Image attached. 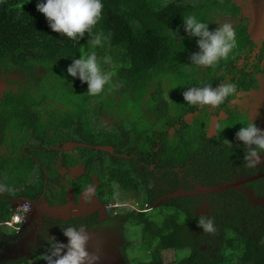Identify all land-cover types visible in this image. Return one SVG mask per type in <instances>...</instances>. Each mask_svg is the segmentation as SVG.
<instances>
[{"label": "trees", "instance_id": "trees-1", "mask_svg": "<svg viewBox=\"0 0 264 264\" xmlns=\"http://www.w3.org/2000/svg\"><path fill=\"white\" fill-rule=\"evenodd\" d=\"M37 2L0 0V73L6 82L7 72L22 76L17 90L0 94V149L6 148L0 153V243L11 241L20 227L1 228L8 226L3 222L11 218L19 196L31 201L41 196L57 207L68 203L67 186L55 179L58 170L53 168L63 155L62 166H75L78 161L85 166L84 174L70 181L75 196L91 184L90 174H96L97 186L85 202L107 207L108 218L93 226L119 223L118 235L128 245L131 264H264V175L256 177L264 173V163L245 167L246 149L235 133L249 117L246 111L228 107L242 97L247 105L257 104L249 102L256 91H263L264 73L262 68L247 71L251 66L244 54L258 45L256 52L262 48V58L264 40L254 43V37L238 25L237 46L229 57L212 67H197L190 65V56L198 51L196 38H189L182 26V18L188 15L209 22L210 29L230 24L223 17L239 13L241 7L231 0H201L199 5L189 0H103L97 25L82 39L72 40L51 31L36 10ZM95 36L102 44L94 48ZM92 51L117 80L110 79L99 96L86 94L87 85L66 72L72 59ZM224 82L236 84L237 92L215 108L183 101L188 87ZM118 84L122 89H116ZM116 91L119 99L113 97ZM256 109L250 107L253 113ZM195 110L199 111L193 122L185 123L184 115ZM102 114L114 120L105 129L98 125ZM180 123L170 136L166 128ZM63 140L91 147L77 146L79 159L65 152L56 155L53 147ZM100 145H112L113 153L96 150ZM30 146L36 148L35 154L27 151ZM145 155L144 163L135 167L132 158ZM150 157L158 161L153 169L148 167L154 161ZM5 163L18 165L10 170L13 183L1 179ZM35 166L36 181L26 184L24 172ZM159 175L164 183H157ZM252 176L237 186L212 190ZM179 184L191 192L194 188L212 191L175 196ZM127 199L135 206H122ZM202 203L207 211L198 208ZM201 215L213 219L214 233L197 227ZM126 227L138 234L130 243L123 234ZM128 249L140 257H130ZM166 250L175 251L176 258L165 262L162 251ZM45 251L11 257L2 244L0 264H43L40 255Z\"/></svg>", "mask_w": 264, "mask_h": 264}, {"label": "clouds", "instance_id": "clouds-1", "mask_svg": "<svg viewBox=\"0 0 264 264\" xmlns=\"http://www.w3.org/2000/svg\"><path fill=\"white\" fill-rule=\"evenodd\" d=\"M103 8V0H38L36 4V10L43 14L51 31L72 40L82 39L85 33L90 32L97 25L102 17ZM182 26L189 38H196L198 47V51L190 56V65L212 67L220 60L227 59L237 46L235 33L228 23L210 29L209 22L198 19L195 15H188L182 18ZM171 32L174 37L178 36V32ZM91 43L95 48L100 46L102 41L99 36H95ZM66 72L68 76L79 79L82 84L87 85L86 94L89 96L101 95L106 85L110 84L111 75L101 68L95 51L80 55L78 59H72ZM236 92V84L224 82L215 87L211 84L188 87L182 96L183 101L189 105H207L215 108L234 96ZM165 95L168 98V93ZM235 139L242 142L246 149L243 152L245 167L251 169L264 163L262 159L264 129L259 128L251 118L241 124L235 133ZM227 143L229 147H232L229 141ZM25 203L28 204V209L21 216L22 213L19 212L18 207ZM84 204L90 206L86 202ZM30 205L31 201L24 199L21 200V205L13 204L14 213L8 221L3 223L8 227H15L24 224L27 219L32 222L34 217L30 214L32 210ZM196 224L204 233L216 231L215 223L208 215H201L196 220ZM61 231L67 238V243H60L54 238H49L47 250L40 255L45 264H97L98 256L88 251L89 233L83 227L67 226Z\"/></svg>", "mask_w": 264, "mask_h": 264}, {"label": "flooded vegetation", "instance_id": "flooded-vegetation-1", "mask_svg": "<svg viewBox=\"0 0 264 264\" xmlns=\"http://www.w3.org/2000/svg\"><path fill=\"white\" fill-rule=\"evenodd\" d=\"M231 1L234 4L236 3L237 5H239L236 0H231ZM240 10H242V9L240 8ZM225 15L226 16H224L223 19H225L226 22L229 21L230 25L234 29L233 30L234 32H236V31L238 32L239 29L238 28H237L238 30L235 29L238 25L242 26V28H244L246 32L247 31L249 32L250 29L255 28V25L251 24V27L249 29L248 23L246 21V20H248V18L244 17V16H240L241 15L240 13H237V14L226 13ZM261 25L264 26V21H263V23L261 22ZM255 31H257V30H255ZM250 35L253 36L252 33H250ZM259 37H262V36H259ZM263 45H264V43H263ZM260 46H262V44ZM257 47H258V45H254L253 48H250V50L248 51L247 54H244L245 59H246L245 61L249 64V67L251 66L250 68L246 67V70L251 71L252 67H253V69H256L257 71L260 70V72H261V68H262L263 73H264V55L262 58H260V54L262 53L263 49L261 48L260 52L257 53L256 52ZM13 75H17V76H15L16 79H13ZM259 75L262 76V73H260ZM5 76H8V78H7L8 87L9 88H16V90H17L18 83L21 82L22 76L19 75L18 73H16V71L7 72V74H5ZM263 76H264V74H263ZM9 81H15V82L9 83ZM258 89H256V90H258ZM249 91H247V92H249ZM258 91H256V92L260 93ZM116 95H118V97L116 99H119V96H120L119 93H117ZM244 98L245 97H242L240 99H236L237 101H235V102L231 101L230 104L228 105V107L233 108V109H235V108L240 109L239 111H242V112L246 111L248 117L253 119V121L255 123H257V125H258V121L264 120V92H262V94H257L256 98L255 97L251 98L253 101L251 100L249 103L257 102V104H255V105L254 104L253 105L252 104L247 105L245 102L243 103ZM256 106H257V109H256L257 111L255 110L256 113H253V111L251 112L250 107L254 108ZM198 111L195 110V111H191L189 113H186L183 117L184 122L185 123L190 122V121L193 122V117ZM187 117H190V118H187ZM101 118H108L107 121L112 120L113 121L112 123H114L113 119L109 118L108 116H106L104 114L101 115ZM180 126H181V123L178 124L177 126L175 125L171 129V125H169L166 129H167V132L169 133V135L172 136L173 131L176 128H179ZM66 144H69V146L72 145V148L71 149H65ZM81 144L87 145L85 143H79V142H76L74 140H72V141H64L63 140V141H59L53 148L56 151V155L60 154L61 152H65V153H69L70 155H73L74 157L79 159L80 154L78 153L77 146H79ZM87 146H90V145H87ZM110 146L112 147V151L108 152V153L112 154L113 153V146L112 145H110ZM96 150H98V149H96ZM100 151H105V150H100ZM105 152H107V151H105ZM145 157H146V155L143 158H138L137 156L132 158L134 166L140 167L141 164L144 163L141 160H143ZM62 158H63V155L58 156L57 161L54 162L53 168H56L58 170V176H59L55 179L58 180V178H60L61 183L65 184L67 186V195H66L67 199L72 198L76 205H81L82 194L88 190H91V193H92L93 192L92 190H94L97 186L98 181L95 179L96 174H94V173L90 174V177L92 179L91 184L84 187L82 190H80L78 192L79 194L77 196H75V194H74L75 189L72 187L70 181L77 179L79 176H82L85 172V166L80 161H78L75 166H70V167L62 166L63 165V163L61 161ZM150 159H153V158L150 157ZM156 164H158V161H156V160L150 161V163H148V167L150 169H153L156 166ZM39 165L41 167H45L42 164H39ZM80 166L82 167L81 172H79V174H77V176H75V177L71 176L69 179H67V176L70 174L69 169L70 168L74 169L77 167L80 168ZM62 170H66V171L64 173H62ZM159 177H160V175L156 178L157 183L158 184L164 183V181L161 179V177L160 178ZM188 180H189L190 184L193 183V180H190V179H188ZM216 181L219 182L220 184L222 183L220 181V179H217ZM194 184L196 185L197 183H194ZM201 189H203V188H201ZM192 190H194L195 192L193 193V192H191V190L189 191L188 189H186L182 184H179L176 186L174 193H175V196H182V195H188V194H195L198 192H200V193L206 192V191H199L200 189L197 190L195 188ZM174 193H173V195H174ZM86 197L87 196L85 195V198ZM24 200H27L29 202L31 201V200L26 199V198H24ZM88 200H89V204H91V202H90L91 199L87 198L86 201H88ZM43 202L45 203V205L54 206V205H50L53 203V201H48L44 197H41V196L37 199L32 200L31 205H30V209H32V210L30 211V214L34 217L33 221L29 222V220L27 219V221L24 224H22L16 230L15 234L13 236H11V238H10L11 241L9 240L8 242H6L7 246H8V254L11 257L24 256L26 254H30V253H34V252L38 253L39 250H42V252L45 251L48 247V242H49L48 239L49 238H54L56 241H58L60 243H67V238L62 234L61 229H63L64 227H67V226H74L77 228L83 227L89 233V236L90 235L94 236V234H95V237L93 239L94 242H91L92 244H94V251L91 249V247H88V251L90 253L98 256L97 264H131L130 258L127 257V255H126L127 249L125 247L122 248L125 244H123L121 242V239H120L121 246L117 247V245L119 243V240L117 239V233L113 237L109 234L112 232V227H111L113 225L112 223H111V225L96 224V226L94 228L93 222L99 223L101 220L108 218L107 217L108 213L106 214L103 208H95L96 210L94 212L91 211L90 214H86V215H79V216H75V217L68 216L69 218L72 219V221L69 222V224H60L61 222H59L57 220L58 218L50 217L46 214V212H47L46 210H42ZM157 202H161V201L157 200ZM35 204H38V206H36ZM203 204L204 203L199 205L200 207H198V208L202 211H207V208L203 207ZM98 205H100V204H98ZM103 207H105V206H103ZM99 211H102L104 213L103 218L99 217ZM38 214H41L40 219H38V216H40ZM55 220H57L59 223H56ZM106 227H108V228L104 229L105 230L104 232L98 233L103 228H106ZM102 234L105 236L102 237L101 239H99V236ZM118 234H119V230H118ZM91 240L92 239H89V241H91ZM2 242L3 243H0V246L2 244L4 246H6L5 241H2Z\"/></svg>", "mask_w": 264, "mask_h": 264}, {"label": "rangeland", "instance_id": "rangeland-1", "mask_svg": "<svg viewBox=\"0 0 264 264\" xmlns=\"http://www.w3.org/2000/svg\"><path fill=\"white\" fill-rule=\"evenodd\" d=\"M190 1V3H193V4H195V5H199V3H201V0H189ZM237 2H238V4L241 6V9H242V15H240V16H244V17H247L248 18V20H246L247 21V23H248V27H249V29H250V27H251V24H252V21L255 19H257V17L259 16V14L258 13H261L260 11H261V7L260 6H262L263 7V5H264V0H236ZM202 12V11H201ZM222 19V17L221 18H218V20H221ZM233 29V28H232ZM251 31H252V29H250ZM254 34V33H253ZM252 34V35H253ZM254 36V35H253ZM254 37H257V36H254ZM259 38V37H258ZM262 38V37H261ZM261 38H259V40L261 39ZM107 66H105V67H102L101 66V68L104 70V71H106L107 73H109L108 72V69L106 68ZM40 72H42V71H40ZM112 79V81L113 82H116L117 83V80H115L114 78H111ZM122 89V87H121V85L120 84H118L117 85V88L116 89ZM7 89H9V87H8V83L6 82V80H5V77H4V75H1V73H0V94L2 93V92H4L5 90H7ZM261 89L263 90V91H259L260 93H255V94H253V98L255 97H257V94H262V92H264V81L262 82V87H261ZM118 92L116 91L115 93H113L112 92V94H113V97H115V98H117L118 97V95H116ZM255 105V104H254ZM45 118H47V116L46 115H44V119ZM108 120V118H101V121H98V125H99V127L100 128H102V129H105V128H108L109 127V125H111V123L113 122L112 120H110V121H107ZM214 120V117H212V121ZM38 124V123H37ZM45 125H46V119L44 120V124H42V126L43 127H45ZM258 126H259V128H261V129H264V120H260V121H258ZM34 129H36V125H34L33 127H32V130H34ZM46 131V130H45ZM211 131H213V129L211 130ZM43 134V133H42ZM43 137H47V139L48 140H50L51 138H50V136H47V135H42ZM72 148V145H70L69 146V144H66L65 145V149H71ZM5 150H6V148H1L0 149V153L1 154H4V153H2V152H5ZM27 151H30V152H32L33 154H35L36 153V148L35 147H29V148H27ZM42 157H45V158H48V155H43ZM262 159H264V157H262ZM259 165H261V164H259ZM4 168L5 169H3V171L5 172V176H2L1 177V179L2 178H4L8 183H13L14 181H16L15 180V177H14V174L10 171L11 169H15L16 167H18V165L17 164H15V163H12V164H10V163H5L4 165ZM33 169H31L28 173L27 172H24V177H23V179L22 180H24V182L26 183V184H31L33 181H36L35 179H34V175L36 174V173H38L37 171H38V168H37V166H35V167H32ZM81 170H82V167L80 166V168L79 167H77V168H70L69 169V172H70V174L67 176V179H69L71 176H73V177H75V176H77V174H79V172H81ZM66 170H62V173H64ZM27 173V174H26ZM22 177H20V179H21ZM68 181V180H67ZM239 182H242V180L241 181H238V183ZM205 189H208V188H205ZM205 189H200L199 191H206ZM220 188H216L215 190H219ZM212 191V190H211ZM214 191V190H213ZM194 193V192H193ZM0 195H2V194H0ZM85 195L86 196H88V195H91V190H88V191H86L85 193H83L82 194V198H81V205H76L75 203H74V200L72 199V198H70V200L68 201L69 203H68V205L66 206V205H64V206H61V207H57V205H54V206H48V205H45V203L43 202V208H42V210H46L47 212H46V214L48 215V216H50V217H56V218H60V219H68L69 217L68 216H70V217H75V215H73L74 213L75 214H77L76 216H79V215H86V214H90V212L92 211V212H94L96 209H94V208H91V207H96V208H103L104 209V211H105V213L107 214V212H108V208L107 207H103L102 205H98V204H96V205H90V206H87V205H85L84 203H85ZM23 196H19L18 198H16V202L14 203L15 205H21V200L23 201ZM9 202V201H8ZM36 206H38V204H35ZM126 205V206H125ZM122 206H125V207H128V206H131V207H134L135 205H134V203L133 202H131V200H129V199H127L126 201H125V203H123L122 204ZM10 207H11V205H10ZM109 207H112V205H110ZM102 210V209H101ZM202 211V210H201ZM38 215H40V216H38V219H40L41 218V214H38ZM150 216L152 215V214H149ZM99 217L100 218H103L104 217V213L102 212V211H99ZM112 232L111 233H109L112 237L113 236H115L116 235V233H117V239L119 240V243H118V245H117V247H119V246H121V243H120V238H119V236H118V230H119V223H115V224H113L112 226ZM1 228L2 229H4V228H7V229H9V227L8 226H5V225H1ZM108 227H106V228H103L100 232H98V233H101V232H104L105 230L104 229H107ZM6 230V229H5ZM5 230H3L4 232H5ZM123 234L125 235V237L127 238V240L129 241V243H130V240L129 239H133L134 237H137L138 236V234L137 233H135L134 232V230L133 229H130V228H127L126 227V229H124L123 230ZM105 235H100L99 236V239H101L102 237H104ZM94 237H95V234H94V236L93 235H90L89 236V239H92L91 241H89L88 240V243L90 244H88V247H91V249L94 251V244H92L91 242H94ZM6 243V242H5ZM123 244H125L122 248H127V246L128 245H126V243L125 242H123ZM6 245H7V243H6ZM128 251L130 252L129 254H130V257L133 255V254H135V259H136V257H140V256H138L137 255V252L135 251V250H132V249H128ZM181 251H178V253H180ZM162 256H163V260L165 261V262H169V261H172L173 259H175L176 258V256H177V254H176V252L175 251H173V250H166V251H162ZM134 259V260H135ZM38 261H39V259H37ZM42 263L43 264H45V262L44 261H42Z\"/></svg>", "mask_w": 264, "mask_h": 264}, {"label": "water", "instance_id": "water-1", "mask_svg": "<svg viewBox=\"0 0 264 264\" xmlns=\"http://www.w3.org/2000/svg\"><path fill=\"white\" fill-rule=\"evenodd\" d=\"M238 7H240V5H238ZM261 8V13H258L259 14V16L257 17V19L255 20H253L252 21V23H255L256 25H255V28H256V30L257 31H251V30H249V32L250 33H254L253 35H255V36H257V37H252L253 38V42L254 43H256V44H258L259 43V38H261V37H259V36H261L263 33H264V27L262 28V25H261V22L263 23V17H264V7H262V6H260ZM241 15H242V10H240V12H239ZM248 32V33H249ZM256 33V34H255ZM259 37V38H258ZM95 148H97V149H101V150H105V151H108V152H111L112 151V147L111 146H103V145H100V146H96ZM261 175H264V173L263 174H259V175H257L256 177H258V176H261ZM252 178H254V176H252V177H247V178H244V179H242V182H244V181H247V180H250V179H252ZM239 181H241V180H239ZM239 183H241V182H239ZM238 181H234V182H232V183H229V184H226V185H224V186H221V187H218V188H220V189H224V188H226V187H229V186H237L238 184ZM219 189V190H220ZM206 191H208V190H211V189H205ZM212 190H214V191H218V190H215V189H212ZM193 192H195V191H193ZM73 215H77V214H73Z\"/></svg>", "mask_w": 264, "mask_h": 264}, {"label": "built area", "instance_id": "built-area-1", "mask_svg": "<svg viewBox=\"0 0 264 264\" xmlns=\"http://www.w3.org/2000/svg\"><path fill=\"white\" fill-rule=\"evenodd\" d=\"M18 209H19V212L22 213L21 216H23L28 209V204L25 203L24 205L19 206Z\"/></svg>", "mask_w": 264, "mask_h": 264}, {"label": "crops", "instance_id": "crops-1", "mask_svg": "<svg viewBox=\"0 0 264 264\" xmlns=\"http://www.w3.org/2000/svg\"><path fill=\"white\" fill-rule=\"evenodd\" d=\"M252 25H256V24L255 23H252ZM263 27L264 26L262 25V28ZM252 30L255 32L256 28H253ZM261 36H262V38L259 40L260 42H262L264 40V33Z\"/></svg>", "mask_w": 264, "mask_h": 264}]
</instances>
